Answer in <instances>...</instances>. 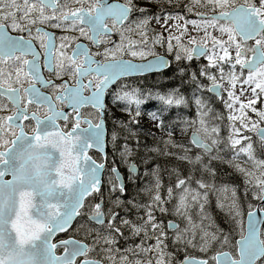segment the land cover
<instances>
[{
  "label": "snow or ice",
  "instance_id": "snow-or-ice-1",
  "mask_svg": "<svg viewBox=\"0 0 264 264\" xmlns=\"http://www.w3.org/2000/svg\"><path fill=\"white\" fill-rule=\"evenodd\" d=\"M173 60L181 87L139 86ZM262 96L264 0H0V264H264ZM150 101L187 142H131ZM117 158L147 179L131 198ZM213 194L226 227L206 223Z\"/></svg>",
  "mask_w": 264,
  "mask_h": 264
},
{
  "label": "flooded vegetation",
  "instance_id": "flooded-vegetation-1",
  "mask_svg": "<svg viewBox=\"0 0 264 264\" xmlns=\"http://www.w3.org/2000/svg\"><path fill=\"white\" fill-rule=\"evenodd\" d=\"M113 39H118V37H113ZM84 43H87V41H83ZM156 51L158 52V53H160V54H163V55H167L166 54V52H165V49H163V48H160V49H156ZM151 58V57H150ZM169 59H171V57H169ZM202 63H206V61L205 60H203V58H201V60L200 61H193V68H196V67H198L200 64H202ZM176 68V63H175V61L173 60L172 61V64H171V67L170 68H168V69H166V70H164V71H162L161 73H153V74H150V75H145V77H140L139 78V86L140 87H143V88H146V89H151V90H153V91H155V90H161V91H163V79H164V73L165 72H167L168 70H170L171 68ZM173 69V70H174ZM156 81V88H155V86L154 85H148V83L150 82H153V81ZM189 92H190V90H189ZM261 100H262V97H261ZM149 103H151V105H150V110L149 111H152L153 109H157V105H156V102L155 101H153V102H149ZM148 103V104H149ZM148 104H146V105H148ZM145 105V106H146ZM215 110L216 111H218V112H220V113H222L224 116H226L227 115V113H226V109H224V107H223V105L222 104H220L219 102H216V104H215ZM256 107L257 108H263L262 107V103H258L257 105H256ZM119 109L118 108H112V114H113V117L114 118H118L119 117ZM149 111H147V112H149ZM249 115H252V116H254V114L253 113H251L250 111H249ZM113 117H110L109 119H108V124L110 123V121L112 120V118ZM171 118H172V120L173 121H175V120H181V119H196L197 117H196V109H195V106H193L192 108H190V109H179V110H177V109H172L171 110ZM215 123H218V124H221V126L222 127H224L225 125H226V121H223V122H221V121H214ZM108 124H107V126H108ZM173 130H174V135L171 137L172 138V140H175V141H184L185 139H189V137L188 136H186V137H183V138H179V137H177L178 135H181V133H180V128L179 127H176L175 125L173 126ZM146 131L147 132H153L154 134H156V137H157V139H155V140H152V139H150L149 141L150 142H155L156 140L157 141H161V140H163V138H164V132H161L158 128H156V129H151V128H148V129H146ZM223 134L225 135V134H227V128L226 127H224V132H223ZM178 150V149H177ZM94 158H95V156H94ZM111 160H112V158L109 160V163H111ZM131 162H134V163H136L137 164V166L139 167V169H140V171L141 172H143L144 171V166H143V163H142V161H140V160H136L135 158H134V160H132ZM116 163H117V166L120 168V172H121V174H122V176H124L125 177V182H126V184H127V195H128V197L129 198H131L133 195H136V193H137V190H138V188H140V187H142L143 186V184L144 183H146L147 182V179H145V178H141V181H139L137 184H131V183H128L127 182V180H126V176H127V170H126V166H124V165H121L120 164V161L118 160V158H117V161H116ZM160 164V162H155V161H153L152 162V164L150 165V167H154L155 166V164ZM161 163H162V161H161ZM160 166H161V164H160ZM218 167H219V169H224L225 167L227 168V166L226 165H217ZM221 173V172H220ZM225 177H228L229 178V180L228 181H226V182H234V183H236L237 185H239V188H238V195H242L243 194V181H242V179L241 178H239V177H237V176H234V175H231V176H225ZM224 177V178H225ZM107 179H108V174L107 173H105L104 174V180H105V182H107ZM163 180H164V182H165V186H167L168 185V183H169V177H165V176H163ZM174 180H175V177L173 176L172 177V182H174ZM219 182V181H218ZM253 203L255 204L256 202L255 201H253ZM253 210H255V209H253ZM159 213H157V216L159 217ZM166 216H164V217H162V220H163V222L165 223V224H167V222H168V220H164V218H165ZM219 220V222H218V224L217 225H220V226H222V227H226V225L224 224V216L223 217H221V218H219L218 219ZM245 221H246V217H245ZM71 231V230H70ZM65 235V234H64ZM63 235V236H64ZM238 238V237H237ZM124 244V242L123 241H121V245H123Z\"/></svg>",
  "mask_w": 264,
  "mask_h": 264
},
{
  "label": "trees",
  "instance_id": "trees-1",
  "mask_svg": "<svg viewBox=\"0 0 264 264\" xmlns=\"http://www.w3.org/2000/svg\"><path fill=\"white\" fill-rule=\"evenodd\" d=\"M197 68V67H196ZM174 68L172 67L170 70H168L167 72H165L164 73V79H163V91H166V90H168V89H170V88H172V87H181V84H180V80L178 79V78H176V76H175V72H174V70H173ZM148 85H154L155 86V88H156V81L154 80L153 82H149L148 83ZM189 86L188 85H184L183 87H182V91H185L186 92V94H188L189 93ZM151 102V101H150ZM150 105H151V103H149L148 105H146V106H144L143 107V109H142V115H141V117L139 118L140 119V124L139 125H133L132 127H133V131H135L136 132V136H134V137H132L131 138V142L134 144L135 143V141H136V139H139V142H140V144L141 145H147V146H149V147H152V146H158V147H160L159 145H163V144H161L159 141H155V142H150L149 140L150 139H152V140H154L153 139V136H152V134H153V132L151 131V132H147L146 131V129H148V127H147V125H145V122L147 121V120H150V116H149V112H151V111H149L150 110ZM156 110V108L155 109H153L152 111H155ZM147 111H149V112H147ZM167 116H169L170 118H171V112L170 113H168V114H166ZM119 119H124V120H126L127 119V117L126 116H124V117H118ZM171 120H172V118H171ZM173 121V120H172ZM170 121L169 120H166V123H169ZM174 126V125H173ZM111 127H112V120L110 121V123L108 124V128L109 129H111ZM155 136H156V134H155ZM164 137H168L167 135H166V133L164 134ZM177 137H179V138H183V137H186L185 135H178ZM180 141V140H179ZM188 140L187 139H185L184 140V142H187ZM162 147H164V145L162 146ZM161 148V147H160ZM172 151H179V149L177 150V149H172ZM108 152H109V160L112 158L111 157V146L109 145V148H108ZM140 154L141 155H144L145 154V149L142 147L141 148V150H140ZM155 155V159L153 160V161H155V162H160V164H161V169L163 170L164 168H170L171 166H172V164L174 163V161H172V160H170L168 157H165V156H163V155H156V154H154ZM134 158L137 160H139V157H133V160H134ZM119 160V159H118ZM161 161H162V163H161ZM183 167V166H182ZM219 168V167H218ZM185 171H186V169H185ZM219 172H221L220 174L223 176V177H225V176H228L229 174L228 173H230L231 172V169H227L226 167L224 168V169H219ZM163 176H165V177H169L168 176V174L165 172L164 174H163ZM229 176H231V175H229ZM181 255V258L183 257V253H181L180 254ZM192 255H194V256H199L200 254L199 253H197V252H192Z\"/></svg>",
  "mask_w": 264,
  "mask_h": 264
},
{
  "label": "rangeland",
  "instance_id": "rangeland-1",
  "mask_svg": "<svg viewBox=\"0 0 264 264\" xmlns=\"http://www.w3.org/2000/svg\"><path fill=\"white\" fill-rule=\"evenodd\" d=\"M155 26V25H154ZM157 49H160L159 47H157ZM164 49V48H163ZM251 94L250 93H248L246 96H244V97H242L241 99L242 100H247V98L250 96ZM262 100H264V96H262ZM262 107L264 108V103H262ZM226 113H227V110H226ZM228 114V113H227ZM238 114V113H237ZM120 115V114H119ZM145 125H147V127L148 128H151V129H156V127L153 125V122L151 121V119L150 120H147L146 122H145ZM225 135H227V134H225ZM168 139H172V138H169V137H164L163 138V140H168ZM161 144H163L162 143V140L161 141H159ZM161 148H163L162 146L163 145H159ZM225 179V181H228L229 180V178L228 177H225L224 178ZM216 199H217V196H216V194H213V195H211V197H210V203L208 204V205H206V213H207V215H208V217H209V220L206 222V223H208V224H217L216 223V220L214 219V216L209 212V207H211L212 206V208L215 210V211H218V212H221L220 211V209H218L217 207H216ZM222 213V212H221ZM224 214L222 213V216H223ZM168 219H174V217H170V216H166L165 218H164V220H168ZM197 219V221H198V217L196 218ZM170 235H171V233H170Z\"/></svg>",
  "mask_w": 264,
  "mask_h": 264
},
{
  "label": "bare ground",
  "instance_id": "bare-ground-1",
  "mask_svg": "<svg viewBox=\"0 0 264 264\" xmlns=\"http://www.w3.org/2000/svg\"><path fill=\"white\" fill-rule=\"evenodd\" d=\"M240 196L242 197L243 194L240 195ZM209 212L214 216V219L216 220V223H217V224H218V222H219L218 219L224 216V215L222 216V213H221V212L215 211V210L212 208V206L209 207Z\"/></svg>",
  "mask_w": 264,
  "mask_h": 264
},
{
  "label": "water",
  "instance_id": "water-1",
  "mask_svg": "<svg viewBox=\"0 0 264 264\" xmlns=\"http://www.w3.org/2000/svg\"><path fill=\"white\" fill-rule=\"evenodd\" d=\"M168 69V68H167ZM164 70H166V69H164ZM164 70H162V71H164ZM150 74H153V73H147L146 75H150ZM260 214L258 213V216H259ZM245 225L247 226V217H246V221H245ZM60 235H63V233H61Z\"/></svg>",
  "mask_w": 264,
  "mask_h": 264
}]
</instances>
